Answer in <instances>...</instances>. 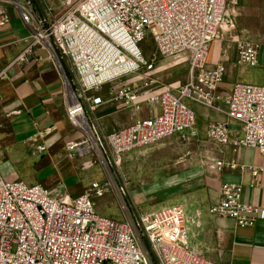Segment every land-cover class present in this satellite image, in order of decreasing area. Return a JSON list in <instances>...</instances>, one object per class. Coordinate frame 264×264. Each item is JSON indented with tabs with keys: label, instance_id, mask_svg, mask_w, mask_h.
<instances>
[{
	"label": "built area",
	"instance_id": "built-area-1",
	"mask_svg": "<svg viewBox=\"0 0 264 264\" xmlns=\"http://www.w3.org/2000/svg\"><path fill=\"white\" fill-rule=\"evenodd\" d=\"M226 3L76 0L60 14H41L33 0H0V28L10 21L5 8H16L31 30V43L15 63L27 62L40 47L52 61L66 65V72L61 73L66 116L81 134L68 144L70 157L91 153L85 138L91 134L89 110L103 104L99 90L129 75H145L142 85L125 84L111 92L113 100L134 112L143 106L157 107L155 114L108 134V159L118 160L174 136L196 137L190 103L216 108L215 103L223 99L218 87L224 81L225 66L209 67L208 58ZM148 40L164 58L187 55L185 84L158 87L148 78L154 64L141 48ZM236 46L239 64L257 65L256 43L244 37ZM4 79L1 72L0 84ZM224 99L227 117L238 129L233 133L229 123L212 124L207 139L233 151L255 149L264 156V86L236 84ZM87 148V153L80 151ZM37 151L45 152L46 146H38ZM245 168L256 180L264 164ZM220 194L209 210L212 216L232 219L240 228L264 221V208L243 201L240 185L225 184ZM102 195L94 185L81 196L69 198L41 184L29 185L0 173V264H217L188 246L184 236L188 219L183 212L161 208L136 215L123 205L125 219L118 221L97 212L93 198Z\"/></svg>",
	"mask_w": 264,
	"mask_h": 264
},
{
	"label": "crops",
	"instance_id": "crops-1",
	"mask_svg": "<svg viewBox=\"0 0 264 264\" xmlns=\"http://www.w3.org/2000/svg\"><path fill=\"white\" fill-rule=\"evenodd\" d=\"M5 9L10 21L0 28V73H5L0 84V172L29 185L53 186L52 193L73 198L64 183L79 174V167L70 157L68 144L79 140L81 134L75 132L66 116V88L61 74L62 70L66 72V65L52 61L40 47L27 62L15 63L31 43V30L17 9ZM225 11L229 33L211 44L208 58L209 67L225 66V78L218 87L223 99L215 103L216 108L190 103L197 133L191 139L198 143L208 165L214 167L209 178L218 193L214 204L220 200L222 186L231 184L243 188V201L264 208V171L254 180L246 168L242 169L262 166L264 156L250 148L233 151L206 136L212 124L229 123L233 133L238 129L227 117L224 99L234 85L264 86V0H227ZM244 37L258 45L254 67L238 62L236 42ZM105 115L118 127L113 131L126 127L115 113ZM38 146H46V151L40 153ZM231 164L237 167L232 169ZM210 208L201 212V229L190 230L187 235L190 248L217 264H264V221L240 228L232 219L212 216Z\"/></svg>",
	"mask_w": 264,
	"mask_h": 264
},
{
	"label": "rangeland",
	"instance_id": "rangeland-1",
	"mask_svg": "<svg viewBox=\"0 0 264 264\" xmlns=\"http://www.w3.org/2000/svg\"><path fill=\"white\" fill-rule=\"evenodd\" d=\"M33 1L41 14H60L76 2ZM227 26L228 16L225 11L216 40L229 33ZM141 48L145 58L154 64V71L148 78L156 81L158 87L177 88L186 83L189 71L186 54L164 58L155 52L149 40L143 43ZM143 77V73L129 75L99 90L103 104L93 111L89 110L91 134L89 138H85L89 139L88 147L91 153L84 156L76 153L73 159L79 167V174L65 181L64 185L73 198L93 189L94 185L98 186L103 195L93 198L97 212L118 221L125 219L121 208L123 205L136 215L161 208L177 209L188 219L184 233L187 240L190 230L201 229V212L208 210L218 196L213 181L209 179L211 174H214L211 172L214 167L208 165L207 157L200 154L198 143L193 139L184 140L174 136L144 150L126 154L118 160L108 159L107 136L118 127L107 121L106 113H115L123 126L155 114L156 106H143L140 111L134 112L125 109L111 96L112 90L121 85H142ZM152 87L155 88V83ZM151 110L154 113H150ZM47 188L52 191L53 186ZM187 244L189 246V243Z\"/></svg>",
	"mask_w": 264,
	"mask_h": 264
},
{
	"label": "bare ground",
	"instance_id": "bare-ground-1",
	"mask_svg": "<svg viewBox=\"0 0 264 264\" xmlns=\"http://www.w3.org/2000/svg\"><path fill=\"white\" fill-rule=\"evenodd\" d=\"M82 153H87L88 152V148H87V150L86 149H81L80 150Z\"/></svg>",
	"mask_w": 264,
	"mask_h": 264
}]
</instances>
